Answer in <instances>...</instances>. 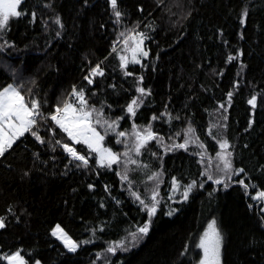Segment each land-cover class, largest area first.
<instances>
[{"label":"trees","instance_id":"trees-1","mask_svg":"<svg viewBox=\"0 0 264 264\" xmlns=\"http://www.w3.org/2000/svg\"><path fill=\"white\" fill-rule=\"evenodd\" d=\"M117 2L119 22L110 0H22L23 14L0 36V91L14 84L48 117L65 101L76 103L74 87L83 89L103 145L120 156L101 167L97 153L50 119L38 121L43 143L31 133L20 137L0 157V264L17 250L30 264H198L197 238L212 217L223 233L222 264H264V204L255 198L264 191V0ZM138 31L146 33L148 56L121 68L124 39ZM97 64L104 75L89 84ZM138 87L150 94L140 97ZM133 98L143 101L134 117L126 111ZM149 124L157 139L137 155L134 133ZM186 139L187 150L174 147ZM221 152L231 153L230 179L217 170ZM154 190L156 214L146 235L136 233L149 218L132 193L151 203ZM57 224L75 251L52 234ZM120 241L123 247L107 251Z\"/></svg>","mask_w":264,"mask_h":264},{"label":"snow or ice","instance_id":"snow-or-ice-1","mask_svg":"<svg viewBox=\"0 0 264 264\" xmlns=\"http://www.w3.org/2000/svg\"><path fill=\"white\" fill-rule=\"evenodd\" d=\"M22 0H0V36H2L3 32L7 29L9 21L11 18L19 17L23 13L19 10V6L21 5ZM111 7L113 9V13L117 18V22L122 15V13L118 9L117 0H110ZM34 18V14H33ZM59 23V19L56 21ZM120 36H125L123 32L120 33ZM147 39L143 32L137 33L133 36H127L124 39V46L126 51H131L132 57L129 61L127 56L121 55L120 59V67L126 69L129 63L139 64L141 61L138 57H147L148 52L144 49L143 44L144 40ZM129 41H132L134 46H129ZM115 47L113 48V52H115ZM229 60L235 59V57L229 56ZM104 71L99 64H97L94 68H92L89 76H86L85 79L89 84L93 83V78L96 76H103ZM125 75H132L130 72H125ZM142 80V77L140 78ZM138 93H140V97L148 95L150 93L146 92V90L142 87H138L136 89ZM72 95L75 96L78 100L79 107L74 106L75 102L65 101L63 106H57L55 111L50 114L48 117H44L43 113L40 111V104L36 100H32L31 102H27L24 96L13 86L9 85L5 87L2 91H0V156H4L5 153L12 148L13 144L25 133H31L32 136L43 143V139L38 135L36 131L38 121L41 119H50L55 125L64 133L67 134L69 140L74 142L75 144H85L92 151L97 153L98 159L97 163L101 167H111L112 164H116L120 160V156L117 153H114L111 149L104 148L102 146V142L104 141V136L100 135L99 132L96 131V128L92 126V113L95 109L87 110V100L85 99L84 90L81 89L77 91L75 87L72 90ZM232 93H228L229 100L231 99ZM142 99L133 98L132 101L127 105L126 111L131 116L136 115V109L139 108L142 103ZM30 103V106H29ZM253 107L256 103V97H252L249 101ZM221 107H224L221 105ZM153 119H157V117H153ZM96 123H100L99 120ZM107 123V122H106ZM113 125H117L116 121H113L112 124H109V128H112L115 131ZM118 126V125H117ZM135 128V125H134ZM194 129L189 128L188 133H194ZM135 137L137 140V144L135 145V151L137 155L140 154V149L143 148L146 143L150 140L157 139L156 135L151 130V125L149 124L147 128L144 129V133L135 132ZM124 132H119L118 136H124ZM163 138L161 137L160 140ZM121 141L117 140V143ZM189 140L186 139L184 143L175 145L176 148H182L187 150ZM195 142V141H191ZM57 144L61 142L56 141ZM65 152H67L74 160L82 162L84 166L88 165V160L85 156L80 155L74 147H71L69 144L64 143L61 145ZM198 147L203 148V144H199ZM220 148L222 150H226L228 148V142L222 141L220 143ZM125 156L128 155L127 152L124 153ZM231 153L221 152L217 153L218 158L223 162V167L221 168L219 164H217V170L225 172L229 174V179L231 178V169L232 163L227 157L230 156ZM132 164H136L137 161L130 160ZM78 167L80 165H77ZM243 169L237 170L235 174H239ZM207 175L208 180H212L216 184H221L223 181L219 178L213 179V175L210 173H204ZM159 174H154L150 176L149 179H154ZM122 181L128 180L127 173L121 175ZM243 184V180L240 181ZM195 186V182L193 184L188 185L183 191L182 195L184 199L188 198L189 193L192 188ZM91 187V186H90ZM180 187L179 183L175 178L172 180V188L173 191L178 190ZM247 187V186H245ZM136 200L140 202L142 205V211H146L148 215V222L143 226L138 227L136 229V233L147 234L149 230V224L151 222V217L156 214L157 205L159 204V200H157V196L159 195L158 191H153V194L150 197L151 203H146L145 200L141 199V197L137 193H132ZM260 197L264 198V193H260ZM171 215V213H169ZM5 227L4 218L0 217V228ZM136 233H130L132 237L135 239ZM52 234L57 236V238L61 239L65 246L69 248L71 251L76 250V243L71 240L70 237L64 233L63 229L57 225L53 230ZM88 241H85L87 243ZM222 237L219 230L216 227V222L212 221L209 223L207 230L204 235L200 238L198 247L203 250V259L200 264H220V247H221ZM117 247H123V241L117 242L115 246H109L108 252H115ZM9 264H26L23 257L20 255V252L15 253L14 255H8L6 257ZM36 264H39L37 261Z\"/></svg>","mask_w":264,"mask_h":264},{"label":"rangeland","instance_id":"rangeland-1","mask_svg":"<svg viewBox=\"0 0 264 264\" xmlns=\"http://www.w3.org/2000/svg\"><path fill=\"white\" fill-rule=\"evenodd\" d=\"M165 1V0H164ZM140 32H143V31H138V32H134V33H132V34H130L129 36H133V35H136L137 33H140ZM144 33V32H143ZM145 34V36H146V33H144ZM129 46L131 47V46H134L133 44H132V41H129ZM143 47H144V49L147 51V49H146V47H145V40H144V44H143ZM124 48H125V46H124ZM148 52V51H147ZM124 56H127L128 58H129V61L131 60V57H132V53H131V51H127V53L126 54H123ZM139 59H140V61H142L145 57H138ZM9 85H11V86H13V87H15L17 90H18V88L14 85V84H9ZM9 85H7V86H9ZM6 86V87H7ZM3 90V89H2ZM1 90V91H2ZM19 91V90H18ZM20 92V91H19ZM21 93V92H20ZM21 95L22 96H24L22 93H21ZM25 98V97H24ZM26 100V99H25ZM70 102H74V101H70ZM79 105V103H78V100H77V98H76V103L74 104V106H76V107H79L78 106ZM92 126L93 127H95L93 124H92ZM96 128V127H95ZM96 131L97 132H99L100 133V135H102L101 134V132L96 128ZM102 146L104 147V148H107V147H105L104 145H103V143H102ZM72 147V146H71ZM75 148V147H74ZM76 149V148H75ZM109 149V148H108ZM115 153V152H114ZM81 155V154H80ZM84 156V155H83ZM87 159V158H86ZM88 160V159H87ZM260 193H264V191H258L256 194H255V198L256 199H262L263 200V204H264V198H261L260 197ZM264 208V207H263ZM212 221H215L216 222V227H217V229L219 230V232H220V234H221V237H222V242H221V247H220V264H222V252H223V233H222V231L220 230V228H219V226H218V223H217V220H216V218H210L209 220H208V222H207V224H206V226H205V228L203 229V231H202V233L198 236V238H197V242H198V244H199V241H200V238L204 235V233H205V231L207 230V228H208V225H209V223H211ZM57 225H59L62 229H63V231H64V233H66L67 234V236L68 237H70L71 238V240L73 241V242H75L74 240H73V238L70 236V234L63 228V226L61 225V224H57ZM56 225V226H57ZM56 226L54 227V229L56 228ZM53 229V230H54ZM57 237V236H56ZM61 240V239H60ZM62 241V240H61ZM76 243V242H75ZM198 244L197 245H195V247L197 248L198 247ZM199 248V247H198ZM201 250V257H200V259H199V261H198V264H200V262H201V260L203 259V250L202 249H200ZM17 252H20V251H14V252H12V253H9V254H6V255H4V257L6 258L8 255H14L15 253H17ZM20 255L23 257V259L25 260V262H26V264H30V263H28L27 261H26V259L24 258V256L21 254V252H20ZM7 260V259H6ZM8 261V260H7ZM39 262V264H43L41 261H38ZM33 264H36V262L35 263H33Z\"/></svg>","mask_w":264,"mask_h":264},{"label":"bare ground","instance_id":"bare-ground-1","mask_svg":"<svg viewBox=\"0 0 264 264\" xmlns=\"http://www.w3.org/2000/svg\"><path fill=\"white\" fill-rule=\"evenodd\" d=\"M80 154V153H79Z\"/></svg>","mask_w":264,"mask_h":264},{"label":"built area","instance_id":"built-area-1","mask_svg":"<svg viewBox=\"0 0 264 264\" xmlns=\"http://www.w3.org/2000/svg\"><path fill=\"white\" fill-rule=\"evenodd\" d=\"M1 157V156H0Z\"/></svg>","mask_w":264,"mask_h":264}]
</instances>
